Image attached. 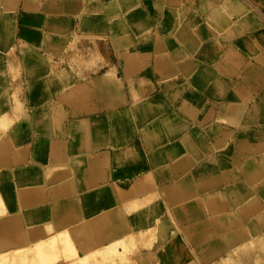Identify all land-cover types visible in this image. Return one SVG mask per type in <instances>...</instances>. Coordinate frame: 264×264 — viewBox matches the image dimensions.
Returning a JSON list of instances; mask_svg holds the SVG:
<instances>
[{
    "label": "crops",
    "instance_id": "0c3cea01",
    "mask_svg": "<svg viewBox=\"0 0 264 264\" xmlns=\"http://www.w3.org/2000/svg\"><path fill=\"white\" fill-rule=\"evenodd\" d=\"M259 11L240 0H0V195L14 206L0 216V253L47 236L49 218L69 221L75 204L48 197L47 170L57 163L84 184L93 179L95 196L122 194L127 206L155 196L152 221L125 226L186 228L160 251H139L155 264H236L240 257L216 255L207 236L229 226L221 220L229 209L218 210L231 192L264 196ZM73 51L83 58L76 72ZM131 146L132 156L118 154ZM222 163L237 175L230 192L225 177L233 175ZM123 164H135L126 179L111 176ZM99 178L108 181L97 185ZM123 185L127 192L118 191ZM40 197L47 202L37 208ZM120 206L101 204L109 213L93 220L92 241L77 240L78 255L123 237L97 230L117 224Z\"/></svg>",
    "mask_w": 264,
    "mask_h": 264
},
{
    "label": "rangeland",
    "instance_id": "374dc122",
    "mask_svg": "<svg viewBox=\"0 0 264 264\" xmlns=\"http://www.w3.org/2000/svg\"><path fill=\"white\" fill-rule=\"evenodd\" d=\"M227 1V0H226ZM243 3V8L253 14L254 16L261 17L259 9L264 10V0H240ZM238 4V3H237ZM247 13L245 15V20L247 24H255L256 19L251 14ZM251 20H247L248 18ZM259 20V19H258ZM261 22V23H260ZM257 27H264V23L262 19L259 20L258 25H255ZM79 43V42H78ZM77 40H74L70 44L69 50H72L73 47H77L78 45ZM80 43L89 44V41H83L81 40ZM69 50L67 49L66 54L69 53ZM78 52L73 51V55L71 56V61L69 64V70L71 72H76L77 65L81 64L83 62V58L77 57ZM58 65L54 63V69L56 70ZM56 86V83L53 84ZM51 86V84H50ZM20 90V87H18V91ZM16 102H19L17 98H14ZM56 111V110H55ZM129 151L134 152L135 148L133 146L129 147ZM91 160H89L90 162ZM55 162V161H53ZM136 164V163H135ZM135 164H123L120 168H115L110 173L111 176L115 177L116 179L119 177V179H126L127 176L126 173H128V170L126 171V168L135 167ZM211 169L214 170L216 165L214 162H210ZM76 165L78 167L82 166V163L76 162ZM222 167L226 170H228L230 173H232L233 177L226 178V182L230 187H228V191H232L234 189V186L230 184V180L232 178H235L237 175L235 171L226 168V166L222 163ZM234 169V168H233ZM109 174V175H110ZM86 175V173H84ZM88 176V174L86 175ZM110 178V177H109ZM46 181L53 186L51 189L53 190V193L49 194L48 197L51 198L52 201L57 200H67L70 199L68 202H73L75 205L72 207V211H69L70 213V219L69 221L66 220L64 222L58 221V218H53V221L51 218H49V221L47 223V234L45 232V228L38 225L36 230L37 233L41 234L42 232L44 235L47 236H40L39 240H45L48 239H63L67 238L68 235L71 239V241L76 246L77 250L79 249L80 243L77 242L79 238H83V240L86 241H92L96 236L95 234L98 232H95L93 229V220H95V217H99L101 215L104 216V214H108L109 210H100L101 204H105V207L110 208V202L112 201L114 204L118 200L121 204L120 211H117L116 221L114 223V226H109V222L104 227H98L97 230L102 231L106 233H110L113 230H117L119 236H123L126 239L127 233L129 231H132L134 233H139L142 230V227L138 226H125L126 219L128 222H135V219L137 217L141 218H147L148 220L152 221V217L155 215L154 212L150 210L151 206L155 204V196L154 195H141L140 197L143 198L140 204H132L127 206L125 200L123 199L122 194L109 196V195H97L95 196L93 194L92 188L94 187L93 179H86V185L83 183L84 181L79 180L78 174L75 170H70L67 166H64L62 164L52 163L51 167L47 170V176ZM101 179L99 178L97 185L99 184H105L106 181H103L99 183ZM91 185V186H90ZM108 186V185H107ZM263 187V186H262ZM39 191H43V187L38 188ZM129 190V187L127 185H123V188L121 190H118L122 193L127 192ZM256 196L254 195V191H248L246 190V195L244 196L243 193L241 195H238V193L231 192L230 197L228 196L227 199L223 200L224 206L223 209L219 208V212L221 213L222 210L229 209V216L227 217H221V220H225V222L229 225L228 227L224 226L221 227L216 224L214 228H212V233L210 236H207V238L214 239V247L213 251L216 252V255H222V253L231 252V256H237L240 257L238 259H235L236 264H264V196L261 194L260 190L256 191ZM140 195V194H138ZM212 195V194H211ZM210 195V196H211ZM213 195H218L217 193ZM234 195V196H233ZM133 196H137L136 194H133ZM3 196L0 195V216L5 215L9 212H12L14 209V206L12 203V198L9 196V194L5 193L4 198L8 202H4ZM112 197V198H111ZM139 197V196H137ZM221 197H223L221 195ZM235 197V198H234ZM238 198H240L241 205H239ZM208 199V198H207ZM246 199V202H244ZM206 200V198L204 199ZM2 202V203H1ZM47 200H45L43 197H40L39 200H37L38 205L35 204L37 208L41 207V203H45ZM72 204V203H70ZM220 207V206H219ZM108 218V215H107ZM156 222V220H155ZM158 222H156L155 225H157ZM223 223V222H221ZM240 225H244L242 229L239 231V228L237 230H231V234L229 236L222 233L227 229L236 228ZM154 226V225H152ZM150 226V227H152ZM147 227L146 229L150 228ZM167 229V230H166ZM185 231L186 228L184 227H176L173 222H171V225L167 228L164 226L162 228H157L154 232L151 231L152 234L146 235L143 240L139 243H134L132 241V244L127 245L126 248H123L121 253L127 255L126 257L129 258H135L137 255L140 254L139 251H141L143 248L146 249H156L159 250L163 245H165L168 241V245H172L173 236L177 233H180V231ZM237 231V232H235ZM235 232V233H233ZM61 235V236H60ZM59 239V240H60ZM136 242V241H135ZM138 242V241H137ZM47 243V242H46ZM33 244V243H32ZM34 249H36V246H33ZM21 249H28L27 255L25 258H20L19 253L22 252L23 254L26 253L25 250ZM18 249L16 252H18V258L21 262L20 264H40V262L36 263V261H32L35 259V256H37L35 252V256L33 258L34 254L28 255L29 248H21ZM32 249V250H34ZM171 249V248H169ZM21 250V252H20ZM125 251V253H124ZM160 251V250H159ZM223 251V252H222ZM16 252L14 251V254L17 256ZM21 255V254H20ZM162 255V253H161ZM28 256V260L26 257ZM164 258V255H163ZM127 259V258H126ZM28 260V261H27ZM113 260V259H112ZM116 260V259H115ZM229 260V259H228ZM24 261V262H23ZM66 261V260H65ZM107 261V262H106ZM110 259L99 261L102 262V264H113L110 263ZM129 261V259H128ZM230 262H233L234 260H229ZM27 262V263H26ZM109 262V263H108ZM121 263V262H119ZM98 264V263H97ZM101 264V263H100Z\"/></svg>",
    "mask_w": 264,
    "mask_h": 264
},
{
    "label": "bare ground",
    "instance_id": "6f19581e",
    "mask_svg": "<svg viewBox=\"0 0 264 264\" xmlns=\"http://www.w3.org/2000/svg\"><path fill=\"white\" fill-rule=\"evenodd\" d=\"M247 20L250 21L251 17L250 19L248 18ZM132 153L133 152L129 151V147H127L121 153L118 154H122L125 157V156H132ZM156 222L160 223V220L156 219ZM153 230L155 232L156 230L155 226L154 228L152 227L148 230L145 229V231L141 230L139 233L128 232L127 233L128 239H126L125 237L116 238L113 241L109 242L108 244L100 245L95 249L93 248L92 250L85 252L81 256L78 255L77 248L68 235L66 236L67 238H63V239H60L59 237L60 240L59 239H53L47 241L37 240L34 241L33 244L28 245L26 248L30 249L28 251L29 253L28 255L31 256V254H34L33 258L36 252L37 256H35V259L32 261H36L37 258L36 263L42 261L40 262V264H97V263L102 264V262L99 263V261L104 262V260H108V259H110L111 260L110 263L112 262L113 264H155L157 261L155 257H153L151 254L143 255L140 253L135 258H129L126 257L127 255H125L126 254L125 251H124L125 254L121 253L123 248H126L127 245L132 244V241L133 244L141 242V240H143V238L147 234L148 235L152 234L151 231ZM33 246H36V249H34ZM127 248L126 250H128ZM21 250H25L26 252L28 249H21ZM14 251L16 252L17 249H11L6 252L0 253V264H20L19 262L21 261L19 259L23 257L25 258L27 252L23 254L24 256H22V252L19 253V256L21 257L18 258L19 256L17 253L19 252V249L18 252H16L17 256L14 254ZM26 258L28 259V256Z\"/></svg>",
    "mask_w": 264,
    "mask_h": 264
}]
</instances>
